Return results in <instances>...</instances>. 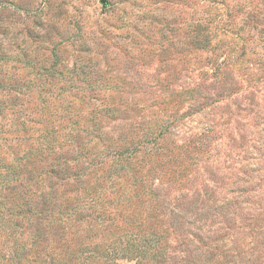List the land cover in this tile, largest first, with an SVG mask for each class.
Returning <instances> with one entry per match:
<instances>
[{"label":"rangeland","instance_id":"obj_1","mask_svg":"<svg viewBox=\"0 0 264 264\" xmlns=\"http://www.w3.org/2000/svg\"><path fill=\"white\" fill-rule=\"evenodd\" d=\"M0 264H264V0H0Z\"/></svg>","mask_w":264,"mask_h":264},{"label":"trees","instance_id":"obj_2","mask_svg":"<svg viewBox=\"0 0 264 264\" xmlns=\"http://www.w3.org/2000/svg\"><path fill=\"white\" fill-rule=\"evenodd\" d=\"M156 139H158V136L155 137V140ZM116 156L118 158H130L131 156H133V154L126 151H118L116 152Z\"/></svg>","mask_w":264,"mask_h":264}]
</instances>
